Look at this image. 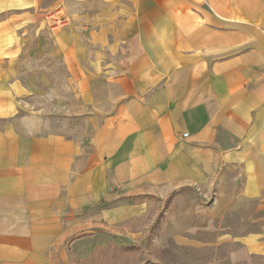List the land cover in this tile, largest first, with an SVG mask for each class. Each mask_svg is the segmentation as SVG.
<instances>
[{"label":"crops","instance_id":"1","mask_svg":"<svg viewBox=\"0 0 264 264\" xmlns=\"http://www.w3.org/2000/svg\"><path fill=\"white\" fill-rule=\"evenodd\" d=\"M68 1L55 39L84 130L18 119L0 65V264H122L129 223L192 187L223 195L229 172L261 211L229 257L264 255V0ZM43 2L0 0V63Z\"/></svg>","mask_w":264,"mask_h":264},{"label":"rangeland","instance_id":"2","mask_svg":"<svg viewBox=\"0 0 264 264\" xmlns=\"http://www.w3.org/2000/svg\"><path fill=\"white\" fill-rule=\"evenodd\" d=\"M78 3L69 0V9L74 10ZM63 4L64 0H44L46 25L31 22L21 28L17 57L3 58L0 65L5 78L19 85L14 92L18 119L31 116V123L43 125L44 130L74 132L84 130L85 125L74 118L79 99L55 39V27L67 22ZM230 176L235 173L229 172L225 178L229 185L223 195L216 189L210 195L192 187L176 198L158 202L148 221L129 223V231L143 230V234L118 240L115 260L122 264H264V255L236 263L229 257L241 238L257 229L253 217L261 214L256 212L259 203L239 197L240 182L231 185Z\"/></svg>","mask_w":264,"mask_h":264},{"label":"built area","instance_id":"3","mask_svg":"<svg viewBox=\"0 0 264 264\" xmlns=\"http://www.w3.org/2000/svg\"><path fill=\"white\" fill-rule=\"evenodd\" d=\"M184 136L187 137L188 136V133H185Z\"/></svg>","mask_w":264,"mask_h":264}]
</instances>
